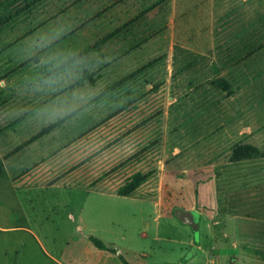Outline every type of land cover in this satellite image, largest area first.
<instances>
[{
	"label": "rangeland",
	"instance_id": "1",
	"mask_svg": "<svg viewBox=\"0 0 264 264\" xmlns=\"http://www.w3.org/2000/svg\"><path fill=\"white\" fill-rule=\"evenodd\" d=\"M146 1L137 0L134 6L156 7L148 19L154 26L147 37H161L171 5L168 0ZM208 1L181 0L185 12L175 18L188 22L189 32L184 34L189 42L194 16L208 8ZM114 3L0 0V264H125L121 257L130 264H264V119L256 117L264 113V41L260 39L264 7L254 0L233 5L240 20L234 27L229 25L227 40L248 35L247 43L239 47H248L250 53L241 59L251 72L252 99L247 107L225 106L221 112L219 104L232 92L228 89L224 95L219 90L224 89L217 83L216 71L211 72L208 57L202 62L204 81L194 90H189L192 83L187 84L184 75L174 73L178 72L174 59V67H163L166 75L161 71L153 75L152 90L137 85L132 96L125 89L118 98L117 91L103 93L104 84L113 80L109 72L96 86L83 83L84 68H108L115 49L130 46L121 42L123 38L135 37L141 30L129 27L112 37L115 27L108 25L113 22ZM103 7L108 12L98 13L96 24L90 22ZM241 18L245 21L239 25ZM77 34L84 38L82 44L72 41ZM101 38L108 39L101 47L111 54L102 48L98 53L85 51L88 43ZM159 42L158 49L164 50L165 42ZM54 73L62 78L51 86L42 83ZM165 77H170L169 88L158 84ZM178 77L186 82L179 84ZM135 96L130 106L128 99ZM117 113L168 120L149 122L153 135L148 133V139L146 131L138 130L132 141L137 145L127 149L133 154H123L129 139L123 149L114 146L124 139L120 138L124 130L117 128L120 123L106 119ZM184 116L187 122H177ZM162 124L159 133L156 127ZM177 127L186 133H174ZM243 144L255 146L258 152L235 159L233 151ZM159 159L178 163L169 171L151 174ZM137 170L150 175L141 195L160 200L172 221L152 225L146 204L140 207L127 197L98 190L87 192L99 187L100 180L111 179L119 194L133 185ZM165 175L170 178L164 186ZM174 177L179 178V186ZM178 206L198 210L199 217L195 211L182 213ZM185 223H192L191 227ZM90 236L101 238L107 249L96 248Z\"/></svg>",
	"mask_w": 264,
	"mask_h": 264
},
{
	"label": "crops",
	"instance_id": "2",
	"mask_svg": "<svg viewBox=\"0 0 264 264\" xmlns=\"http://www.w3.org/2000/svg\"><path fill=\"white\" fill-rule=\"evenodd\" d=\"M126 1L130 3L129 6H126L124 4V3H127ZM135 1L137 0H115L114 5L110 8V11L114 13L113 22L111 21V23L108 26L113 25L115 27L114 30L112 31V35H111L112 37L114 35L115 36L122 35L121 33L124 32L123 30L128 29L129 27H137V28L141 27V30H139L136 33L135 37L133 36V37L123 38V41L121 42L130 43V46L125 48L124 50L118 51V49H115L116 52H113V54H111L112 52H109L110 50L109 51L107 50L111 55H113V58H114V62L111 63L112 64L111 66L109 67L107 66L108 68L105 67L103 69L97 68V69H100L99 71L95 68H88V69L84 68L86 69L84 71H86L85 74H87V76L82 79L83 83H86L87 85H91V86H96L97 83L100 82V79H102V75L104 73L106 75L109 72V73L114 74L115 77L113 76V80L110 83L104 84L106 88H104L105 86L102 87V89L103 88L105 89V90L103 89L104 90L103 93H105V91L107 92L117 91L116 92L117 94L115 95V97L118 98V96L121 94L120 93L121 90L125 89V90H130L131 92L130 96H132V95H135L134 91L137 90V85L144 87L146 91L152 90L153 89V85H152L153 75L158 74L157 71H161L160 75H164V74L166 75V71L163 69V67L166 66L165 67L166 70L170 69L169 68L170 65H173L172 67H174L175 65L173 61L174 59L177 61L176 65L178 68V72H174V73H178L179 76L184 75L185 79L187 78V82H186L184 81L183 77H178L179 84L181 82H184V83L186 82L187 84L192 83V86H189L190 88L189 90H194L198 88V86H200L204 81L203 80L204 75H203V70H202L204 64L202 62L204 59H206V57H208L209 63H210L209 67H211V72L213 73L215 70L216 71L215 73L218 74L216 75V78L218 77L219 78L218 80H220L221 82L225 83V85H227L226 90L229 89L232 92V93H229L228 96H225L222 99L221 103L219 104L220 111L224 112L225 106L231 107L233 105L237 107L241 106L243 108L249 105V102L252 99L248 95V88L250 85L249 79H250L251 72L249 70H246L245 67L242 66V64L244 65L243 63L244 59L242 60L241 57L247 56L250 53H249V50L247 51L248 47L246 48L242 47V49L244 48L243 50H241V48L239 47V44H241L242 42L243 44L247 43L246 39L248 38V35L243 36L242 34H240L238 35V38H236L233 41H229V39L227 40L228 38L227 36L230 33L229 25L231 24L232 27H234L233 23L235 25V21L239 22L240 20L239 11L236 12L235 10L232 12V10H234L233 5H235L234 3L236 2L238 3V1H243V0H209L208 8L204 7L202 10L199 9V12L196 13L194 16L193 23H192V26L194 28L193 29L194 36L191 42L187 41L188 38H186V34H184L185 32L187 33L189 32V30H187L188 28L186 27V24L188 22L184 20L179 21V18H175L185 12L184 10L185 6L183 5L182 7V5L180 4L181 0H176L177 2H175L174 0H168V3L171 5L170 7L171 12H169V14L165 16L166 19H168V21L164 24L166 29L164 33L161 35V37L160 36L147 37L149 28L154 26L153 22L152 21L149 22L148 19L153 17V13L156 7L149 8L152 6V4H142V6H139L138 4L137 6H134ZM140 1L147 3L146 0H140ZM151 1H148V3ZM196 1H199L200 3L202 2V0H196ZM254 1L257 2L258 7L259 5L264 7V0H254ZM102 12L107 13L108 12L107 7H103L96 13L94 12V14H92V17L89 21L95 22L96 24V20H97L96 17L98 13L102 14ZM230 12H232V14ZM114 17L116 18V20H114ZM241 19L242 21H241V24L239 23V25H242L245 21L243 18ZM164 25L161 27H164ZM260 26L262 28L264 24L263 25L260 24ZM203 29L205 30V32H203ZM206 30H209V33H207ZM261 36L262 38L260 39H263L264 41V31L261 32ZM128 38L130 42L128 41ZM160 39H162L165 42L164 50L158 49L159 47H161V44H159L161 43L159 42ZM83 40L84 38H82L80 34H77L73 38L72 41H74V43L76 44H82ZM85 40L88 42V38H85ZM106 43H108V39L101 38L96 41H93V43H88L89 45L85 44V46L86 45L88 46H86L84 49L90 52L98 53V51L99 52L101 51V48L104 50V47H101V46H103ZM177 47L179 51L176 50ZM104 51L106 54L107 51L106 50ZM81 55H84V53L82 52ZM189 59H193L192 64H191V60ZM236 60L238 61L241 60V61L235 64ZM247 61H249V59H247ZM248 65L249 63H247V66ZM253 66L258 69L257 63H254ZM192 69L193 71H191ZM187 70H190V72ZM256 72L257 71H255V73L251 76L252 79L254 76H257ZM98 73H99V77L97 78L98 75L96 74ZM215 73L212 76H215ZM261 73H263V71H261ZM87 79L91 80V82L87 81ZM214 79L215 78H213V80ZM159 80H161V82L158 83L159 85L161 84L162 86H164V88L170 87L169 86L170 77L169 78L165 77L163 80L162 79H159ZM211 81L212 80H210V83ZM219 90L225 95L226 90H221V89ZM103 96H105V94L103 95L100 94L98 97L102 98ZM100 98L98 100H104ZM136 99H137L136 96L132 98L130 97L128 99L129 105L133 106L134 102H136ZM90 101L89 103H91ZM123 105H126V104H123ZM221 117L224 122L227 121L225 114H223ZM256 117H257V121L264 119V113H261L259 114V116H256ZM106 119H109L114 123H120L117 126V128L124 130V132H121V135H120L121 136L120 138L123 137L124 139L122 141H116L114 146H118L119 148L123 149V146L129 144V148H125L126 150L121 151V152H123V154H133V153H130V151L132 150H127V149H130L133 145H137L136 142L132 143V141L135 140L134 135L137 134V131L138 130L146 131V137L148 139V135H147L148 133H150L149 135L151 134L153 135V133H151L152 131H148L150 130L149 125L153 124L154 121H157L155 119H161L160 122H163V121L165 122V120H168V117L156 116L155 118V116L153 115L143 116V115H137V114H132V115L118 114V115H113V116L110 115ZM187 121L188 120L185 118V116L177 120V122H179L180 124H182V122L185 123ZM163 124L156 127L159 133H162L163 131ZM243 128L246 129L247 127L243 126ZM185 129L187 130V128ZM180 131L182 133H186V131L183 128L180 129L178 127L176 129V132L174 133L179 134ZM128 139H129V142L126 143L125 145H122ZM100 157H101V154H100ZM125 158H127V156ZM166 161H167L166 159L165 160L159 159L154 164L151 170L152 172L151 174H153L154 171L157 174H159V172L164 171V170L169 171L170 169L169 167L171 165L176 166V164L178 163L176 162L175 164L174 162H171V161L166 162ZM99 170H102V169H99ZM137 171H139V173L143 175V178L140 181V184H139L140 187L137 186L136 189L130 194H127V195L117 194V192L115 191L116 190L115 188H117V183L112 181L111 179L100 180L98 184L99 187L97 188H101V189L90 188V189H87V192L91 190H95V191L98 190V191H102L103 193H111V194H116L121 197H127L129 201H131L132 203L140 204V207L141 205L146 204L148 207V211H149L146 213V215L151 217L152 225L155 224V222L157 223V226H158L159 223H161L162 221L163 222L172 221L171 220L172 216H169L167 210L162 208V204L160 200L157 201L156 199L155 201H153L154 198L153 199L150 198L151 196L141 195L140 189L141 187L145 186L144 183H146V181L148 182V176L150 175L146 174L147 171L146 172L142 170H137ZM163 178L165 181L163 185L165 186L166 183L169 182L170 177L167 178V176L165 175L163 176ZM172 180L175 183V185L179 186L180 184L179 178L174 177L172 178ZM107 187L110 189H107ZM174 198L177 199L178 197H174ZM151 203L154 204V206H151ZM160 204L161 206L158 207L156 211L155 207H157ZM175 209L176 208H173L172 211L175 212ZM179 209L180 211H182V213L185 212L186 214H190L195 211V213H197L199 217V211L195 210L194 208L179 207ZM82 214H83V210L81 208V215ZM180 222L184 223L182 221ZM166 223L168 224L169 222H166ZM191 224H187V225L191 227ZM152 234H153V231H152ZM156 235L159 237V234H156ZM161 238L162 236H160V239Z\"/></svg>",
	"mask_w": 264,
	"mask_h": 264
},
{
	"label": "trees",
	"instance_id": "3",
	"mask_svg": "<svg viewBox=\"0 0 264 264\" xmlns=\"http://www.w3.org/2000/svg\"><path fill=\"white\" fill-rule=\"evenodd\" d=\"M85 51L87 52L88 50L85 49ZM76 57H74V58H76ZM68 63H71V61H69ZM217 83H218V85L221 86L222 89H224V90L227 89V85H225V83L221 82L220 80H217ZM257 152H258V150L255 146H252L249 144H243V145L239 146L236 150L233 151V157L235 159H240L242 157H245L246 155H252V154H255ZM142 178H143V175H141L140 173L134 174L133 179L135 180V182L133 183V185H131L126 190H124V189L122 191L120 190L118 193L120 195H127V194L132 193L136 189V187L139 185ZM172 213L174 214L175 212L172 211ZM89 239L96 248L107 249L104 242L100 238L95 237V236H90ZM195 249H197V248H195ZM109 250L113 251V249H109ZM121 259L125 264H130V263L126 262V260L124 258L121 257Z\"/></svg>",
	"mask_w": 264,
	"mask_h": 264
},
{
	"label": "clouds",
	"instance_id": "4",
	"mask_svg": "<svg viewBox=\"0 0 264 264\" xmlns=\"http://www.w3.org/2000/svg\"><path fill=\"white\" fill-rule=\"evenodd\" d=\"M39 46H42V45H39V44H38V47H39ZM37 59H39V58H37ZM66 59H67V58H66ZM66 59L63 60V61H58L56 64L53 65V68H58V67H60L62 64L66 63ZM68 71L70 72V70H68ZM61 78H62V75H56V74L54 73V74L51 75V76H48V77H46V78H43V79H42V83L51 86L52 84L56 83V81H57L58 79H61ZM79 99H81V100L84 99L83 95L79 96ZM60 115H63V113H60ZM51 119H55V114H53V115L51 116Z\"/></svg>",
	"mask_w": 264,
	"mask_h": 264
}]
</instances>
